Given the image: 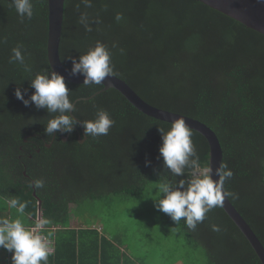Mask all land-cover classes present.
Returning <instances> with one entry per match:
<instances>
[{"label":"trees","instance_id":"1","mask_svg":"<svg viewBox=\"0 0 264 264\" xmlns=\"http://www.w3.org/2000/svg\"><path fill=\"white\" fill-rule=\"evenodd\" d=\"M10 3L0 0V220L20 218L32 227L41 201L42 218L50 221L43 234L50 231L54 242L48 264H145L132 258L121 236L109 237L84 221L85 227H72L71 209L88 202L114 208L140 201L155 195L164 179L189 177L188 170L179 178L165 173L159 128L167 131L171 124L142 114L116 90L66 82L73 103L93 98L76 103L74 132L48 136L45 127L54 114L34 104L25 107L16 98L17 87L26 90L25 99L35 89L23 66L10 63L12 49L20 45L33 75L50 67L48 0H33L34 16L23 21ZM91 5L66 0L64 66L72 70L71 58L78 60L102 42L111 53L114 76L144 101L211 128L223 163L233 172L225 192L235 194L229 200L264 246V36L197 0H91ZM82 15L92 31L80 23ZM98 109L107 110L115 124L106 136L82 138V121L94 119ZM191 132L202 165L209 167L207 140ZM38 179L44 187L30 188ZM11 198L26 203L22 215L8 210ZM163 214L173 236L204 264H262L222 207L208 212L194 231L183 218L177 225Z\"/></svg>","mask_w":264,"mask_h":264},{"label":"clouds","instance_id":"2","mask_svg":"<svg viewBox=\"0 0 264 264\" xmlns=\"http://www.w3.org/2000/svg\"><path fill=\"white\" fill-rule=\"evenodd\" d=\"M91 7V0H82ZM11 7L23 21L31 20L34 16L33 0H11ZM122 19L121 14L116 15V20ZM80 23L84 24L87 31H92L88 25L87 16L82 15ZM22 46L12 49L10 63L18 62L24 71L31 77L30 87L35 89L30 99H25L26 90L17 87L15 96L22 101L25 107L35 105L36 109H46L49 114H54L45 127L48 136H54L56 132L72 133L78 120L69 113H75V104L69 98V89L65 78L52 71L51 67L35 72L25 63L22 54ZM123 52V49H121ZM72 59V74H82L84 85H104L107 77L114 75V65L111 63V53L106 45L97 41L94 47H90L86 54L79 59ZM85 130L82 138H97L109 134V130L115 124L110 114L105 109H98L92 120L82 121ZM162 134V146L159 152L163 157L165 173L172 177H185L186 170L191 175L185 179H164L156 184L154 206L157 211L167 214L171 220L179 225L184 220L189 230H195L202 223L206 214L214 208L221 207L226 196L235 197L234 193L225 192V181L233 176V172L227 164L221 163L219 168L213 169L202 165L192 141V132L182 117L174 120L166 131L159 128ZM88 141V140H87ZM151 161L145 160V167H150ZM219 177L213 179V175ZM30 188L39 190L44 187L43 180H35ZM11 208L17 209L21 215L24 213L26 203L18 198L7 201ZM50 223L47 218H37L33 227H26L20 219L0 220V248L12 253V264H48L49 256L53 253L51 242L52 233L43 234L44 229ZM212 230L220 231L218 225H212Z\"/></svg>","mask_w":264,"mask_h":264},{"label":"water","instance_id":"3","mask_svg":"<svg viewBox=\"0 0 264 264\" xmlns=\"http://www.w3.org/2000/svg\"><path fill=\"white\" fill-rule=\"evenodd\" d=\"M197 1L264 36V0ZM65 3L66 0H48V60L52 71L62 75L65 78V82L75 85H84L85 77L82 74L73 75L72 70L64 66L61 61L60 46L64 24ZM103 83L104 85L102 86L104 88L102 91L111 89L118 91L134 108L150 118L169 124L180 117L184 118L190 130L199 133L207 140L210 147L209 167L213 169V172L215 173V169L219 168L220 164L223 163L224 153L219 138L207 125L192 118L165 111L148 104L125 81L114 75L112 77H107ZM89 99H78L74 104L76 105V103L81 100L87 101ZM70 114L72 115V113ZM67 140L68 138H64V142ZM84 142L85 140H80L81 144ZM48 147L50 148V146ZM213 179L218 180L219 177L214 174ZM34 195L36 194L34 193ZM38 205L39 218H42V202L39 201ZM221 207L248 240L261 263L264 264L263 244L242 215L233 206L228 196L225 197Z\"/></svg>","mask_w":264,"mask_h":264},{"label":"rangeland","instance_id":"4","mask_svg":"<svg viewBox=\"0 0 264 264\" xmlns=\"http://www.w3.org/2000/svg\"><path fill=\"white\" fill-rule=\"evenodd\" d=\"M155 198L149 194L140 201L119 202L114 208L105 203H82L71 209L72 227L92 223L105 229L109 237L121 236L132 258L145 264H204L173 236V225L164 224L167 217L156 210Z\"/></svg>","mask_w":264,"mask_h":264},{"label":"crops","instance_id":"5","mask_svg":"<svg viewBox=\"0 0 264 264\" xmlns=\"http://www.w3.org/2000/svg\"><path fill=\"white\" fill-rule=\"evenodd\" d=\"M1 201H2V199H0V202ZM7 206H8V204H7ZM8 210L11 212L12 208L8 206ZM12 255L13 254L8 252L6 249L0 248V264H12V259H11Z\"/></svg>","mask_w":264,"mask_h":264},{"label":"built area","instance_id":"6","mask_svg":"<svg viewBox=\"0 0 264 264\" xmlns=\"http://www.w3.org/2000/svg\"><path fill=\"white\" fill-rule=\"evenodd\" d=\"M33 227V226H32ZM45 235V234H44ZM52 242V247H53V253H54V242L51 240Z\"/></svg>","mask_w":264,"mask_h":264},{"label":"bare ground","instance_id":"7","mask_svg":"<svg viewBox=\"0 0 264 264\" xmlns=\"http://www.w3.org/2000/svg\"><path fill=\"white\" fill-rule=\"evenodd\" d=\"M229 197V196H228Z\"/></svg>","mask_w":264,"mask_h":264}]
</instances>
